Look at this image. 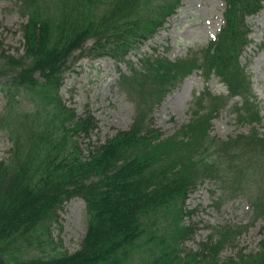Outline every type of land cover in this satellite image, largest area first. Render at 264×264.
<instances>
[{
    "label": "trees",
    "instance_id": "obj_1",
    "mask_svg": "<svg viewBox=\"0 0 264 264\" xmlns=\"http://www.w3.org/2000/svg\"><path fill=\"white\" fill-rule=\"evenodd\" d=\"M223 1L216 35L170 59L139 49L181 0H19L24 51L0 53L11 65L0 83V131L11 141L0 158V264H264V224L250 252L221 258L242 231L231 224L213 228L197 250L185 246L195 228L186 223L194 210L185 201L206 180L215 184L213 194L220 189L215 204L246 197L252 220L264 221V135L256 128L262 116L241 61L250 43L246 19L264 9V0ZM76 51V59L125 63L118 84L135 106L126 129L86 147L79 138L90 137L97 119L90 110L77 114L60 93ZM193 72L204 87L187 121L164 136L154 110ZM214 77L225 93L209 89ZM232 99L229 108L248 131L211 135L212 120ZM74 197L85 203V233L76 250H57L53 228ZM29 250L37 254L25 256Z\"/></svg>",
    "mask_w": 264,
    "mask_h": 264
},
{
    "label": "rangeland",
    "instance_id": "obj_2",
    "mask_svg": "<svg viewBox=\"0 0 264 264\" xmlns=\"http://www.w3.org/2000/svg\"><path fill=\"white\" fill-rule=\"evenodd\" d=\"M18 5L19 0H0V53H9L15 57L24 51L21 25L26 22ZM224 8L223 0H182L176 13L168 18L159 33L152 40L146 41L139 51L146 54L164 52L171 59L185 56L191 49L205 45L215 35L223 23ZM247 22L251 27L250 44L245 48L241 61L245 63L251 77L262 115L257 129L260 135H264V9L248 17ZM78 52L70 59L71 68L66 72L60 93L63 101L74 108L77 114L90 110L97 119L98 128L90 137L79 138L82 146L86 147L89 139L93 143H101L118 130L126 129L132 120L135 106L118 84L120 73L127 72L125 63H117L110 57L76 59ZM133 53L128 58L135 63L137 54ZM10 67L0 55V83L11 75ZM202 86V80L194 73L185 78L155 108L154 123L164 136L172 134L187 121V109L194 94ZM210 89L215 93L223 92V87L216 79L211 80ZM4 103L0 92V113ZM248 129L249 125L237 121L236 114L227 106L212 120L210 134L225 139L230 135L246 133ZM10 146L7 134L0 131V158L8 157ZM235 185L230 180L229 187ZM214 186L213 182L206 180L185 201L186 209L194 210L190 218L185 217L186 223L192 222L195 226L192 238L185 242V246L197 250L199 242L205 241L212 234L213 228L219 224H231L242 226V231L231 245L223 248L221 258L234 256L240 250H256L261 238L263 219L252 220L250 203L243 196L222 197L220 203L215 204L220 189L213 194L211 190L215 189ZM60 216V225L57 223L53 228L54 239L61 245L57 250L72 252L79 247L86 229L84 201L72 198L65 203ZM35 254L34 250L25 251V256Z\"/></svg>",
    "mask_w": 264,
    "mask_h": 264
}]
</instances>
